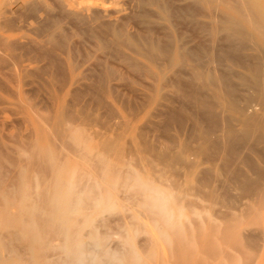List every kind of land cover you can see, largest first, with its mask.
Instances as JSON below:
<instances>
[{
	"label": "bare ground",
	"instance_id": "1",
	"mask_svg": "<svg viewBox=\"0 0 264 264\" xmlns=\"http://www.w3.org/2000/svg\"><path fill=\"white\" fill-rule=\"evenodd\" d=\"M73 1L75 4L79 2V0L78 2ZM101 1L105 3L106 0ZM130 1L133 2V9L128 10L132 9L131 12L125 13L123 8L119 7L116 8L118 10L115 13H120L119 18L133 21V24L136 22L146 28L137 37L130 35L124 29L115 27L113 19H110L113 14L108 13L101 6H88L85 13L73 12L71 15L74 20L76 19L84 34L100 41L101 49H106L108 54L120 57L136 71L157 82L156 93L160 90L158 88L160 82L171 83L178 93L200 105L198 112L188 109L189 107L185 110L184 107L175 106L170 107L168 113L166 112L169 117L168 121L172 120L177 123L189 117L194 123L195 131L199 132L200 139H202V143L194 149L188 146L183 147L181 153L186 156L172 153L171 147L168 151H161L156 155L151 154L153 159L155 158L169 169L168 172L166 171L169 175L168 180H170L169 187L172 189L178 187V182L175 181H178L176 177L180 172L175 169L176 165L183 167L184 171H187L184 173L186 175L191 172V168L194 169L195 163L191 157L213 155L222 161L221 166L225 173L244 194L254 195L258 184L256 182L259 180L255 178L257 180L255 182L246 177L244 172L234 167V163L238 161L250 165V157L248 159L243 154L244 150L255 151L260 144L264 143V0H185L186 2L182 5L161 0ZM201 2L207 6H205V12L213 18L212 23L198 20L197 16L203 12L199 6ZM214 2L218 6H223L227 13L220 14L218 11H211ZM120 3L119 1V6ZM148 5H154L159 10L158 19L162 22L157 24L169 29L165 32L166 41L164 42L152 36L151 26L156 23L151 21L154 14ZM20 6V9H24L27 15L40 16L41 10L37 3H23ZM205 12L203 14H206ZM68 13L66 12V15ZM180 22L190 24L191 28L195 27L199 33L207 37V46L201 44L203 46L189 47L177 41L169 26ZM156 30L158 34L159 31ZM54 36L53 44L62 46L63 50L66 46L65 42L60 43ZM244 51L249 52L244 53ZM138 57L145 59V63L139 61ZM201 63L207 68L200 72L197 66ZM108 91V86L98 85V92L105 95ZM197 105L195 104L196 107ZM187 109L190 111L187 112ZM204 122L206 125L202 127ZM54 124L57 129L58 127L63 129L57 132L53 127L57 134L53 139L52 149L47 145L36 146L32 149L28 147L30 150L26 148L22 152H15L14 156L4 155L0 151V245L6 250L7 255L20 256L24 264H141L144 259L151 258L150 262L163 254L167 256L175 254L174 259L182 260L181 262L187 260L186 263L190 264L194 254L192 250H189L188 245L193 237L197 241V248L198 242L201 243H199V248L202 246V252L217 255L218 251L214 242L209 238H203L201 232L196 235L201 234L199 237L194 236L195 233L187 227L190 222L187 218L179 220L180 223L176 224L177 226L170 227V232H173L171 235L173 237L175 235L173 239H169L160 231L162 226L172 225L170 220L173 210L170 200H173L178 208L181 197L174 195V192H165L152 181L140 179L139 162L149 165L151 160L134 156L130 161L127 160V164L139 168L138 171L131 168L119 169L110 163L112 158L110 152L114 142L106 144L104 151L99 154H86L68 140L66 133L63 132L67 127L62 120ZM218 130L222 131V135L218 138L219 141H216L213 139V133ZM193 139L197 140V138ZM168 141L174 147L177 145L176 140L168 139ZM61 149L64 152L68 149L69 153L73 154L84 167L83 169L81 167L83 171L80 170V175L77 174L78 176L69 181L61 179L58 172L60 168L58 164L64 156ZM211 167L213 168L212 165ZM251 168L254 169L252 165ZM215 170V168L206 169L201 172L203 177L210 179L214 177ZM151 171L152 175H156L157 170H153L152 167ZM172 172L177 175L174 177L176 179L174 182L169 179ZM166 173H161V175ZM258 174L259 179L264 181V169L259 170ZM180 175L182 177V174ZM106 179L109 181L107 182ZM227 190L228 187L225 188V191ZM119 192L126 194L120 196ZM210 194L212 195L211 192ZM194 195L202 198L206 196L198 191H195ZM192 202L186 203L191 213L196 215V220H191L194 223L192 225H201L203 214L193 212ZM14 206H17L18 210L11 213L8 208ZM94 210L100 213V217L94 219L90 217ZM245 212L252 213L248 210ZM113 213L116 217L110 220L107 214ZM177 214L182 217L179 208ZM87 220L90 222L84 233L82 230L85 226L79 223H85ZM14 222H19L17 228H12ZM101 225L104 226L103 231L98 230ZM131 225L133 230L129 233L128 228ZM229 225L231 228V224ZM227 226L224 228H229ZM141 233L145 234L144 240H135V237ZM87 234L90 235L89 239L81 241L80 237ZM112 235H118L119 239L116 244L110 246ZM232 236L234 235L229 233L225 239L231 242V246L233 241H238V236L235 239ZM260 237L256 233H249L243 237L245 247L258 246ZM152 243L160 248L155 259L153 255L146 254ZM225 255L228 261L230 253L225 251ZM174 262L176 263V260Z\"/></svg>",
	"mask_w": 264,
	"mask_h": 264
},
{
	"label": "rangeland",
	"instance_id": "2",
	"mask_svg": "<svg viewBox=\"0 0 264 264\" xmlns=\"http://www.w3.org/2000/svg\"><path fill=\"white\" fill-rule=\"evenodd\" d=\"M75 1L78 2V0ZM119 1L121 2L120 6ZM161 1H171L175 5H182L186 2L185 0ZM29 2L38 4L41 10L39 13V17H42L41 19L29 16L25 14L24 9H20L21 4ZM70 2L69 0L68 3L67 0H0V49L2 48L0 51V147L2 150L0 148V151L4 155L11 154L14 156L15 152H22L28 147L32 149L36 146L47 145L48 148L52 149L54 147L52 144L54 142L53 139H55L57 132L63 129L59 127L57 129V126H55L54 123L58 120H62L67 127L63 132L66 133L68 140L83 153L99 154L104 151L103 148L106 144L114 142V149L112 147L110 152L112 157L110 163L122 170L131 168L138 171L139 168L127 164V160L130 161L134 156L139 159L141 157L149 159L151 160L149 165L139 162L140 179L152 181L154 185L165 192H174V195L181 197L178 208L182 217L178 216V208L174 205L173 200H170L173 210V216L170 220L172 225L162 226L160 231L169 239H173L175 235L174 237L171 235L173 232H170V227L177 226L176 224L187 218L190 220L187 227L191 229L192 233H195V237H199L201 234L196 235L201 232L202 236H204L203 238H209L214 242L218 253L217 255H208L202 252L203 248L201 245L199 248L200 242H198L197 248V241L193 237L188 245L189 250H192L194 254L191 257L192 262L189 260L190 264H264V194H262L264 189H260L264 188V181L259 179L258 174L259 170L264 169V143L257 147L258 150L257 148L255 151L251 149L244 150L243 154L248 159L250 157V165L238 161L234 163V167L236 166L238 170L244 172L246 177L255 182L257 181L256 179L259 180L256 182L258 184L254 190V195L252 193L244 194L233 183L231 177L225 173L223 166H221V164L223 165L222 161L213 155L191 157L195 163L194 169L191 168V172L186 175L184 173L187 171H184L183 167L176 165L175 169H178L182 177L180 174V178H178L179 176L176 177L178 180L175 181L178 182L177 188H170L169 175L166 173L169 169L155 158L154 160L151 154L156 155L161 151H168L171 147L172 153L174 152L178 156H186L181 153L184 146H188L190 149L198 147L202 143V139H200L199 132L195 131L193 121L189 117H185L181 123L172 120L168 121L167 113L168 109L173 106L184 107L185 110L189 107L188 109L197 111L200 105L190 101L189 97L178 93L176 87L171 83L160 82L158 84L160 90L156 93L157 82L149 76L143 73L142 75L141 72L136 71L120 57L108 54L106 49H101L100 41L84 34L76 19L74 20L73 15H71L73 12L85 13L88 6H101L108 13L113 14L110 19H113L115 27L124 29L130 35L137 37L146 28L136 22L133 24V21L119 18L120 13H115L118 10L116 8L119 7L120 9L123 8V11L127 13L133 7L132 1L106 0L105 3H102L101 0H79L78 5L73 3V0H70ZM125 3L128 7L124 6L126 5ZM199 6L203 12L206 11L204 2H201ZM148 8L152 9L154 14L151 21L156 23L151 26L152 36L161 39L163 42L166 41L165 32L169 29L164 28V25L157 24L162 22L158 19L159 10L154 5H148ZM132 9L128 12H131ZM213 10L218 11L220 14L227 13L223 6H218L215 2L212 3L211 11ZM123 11L121 10V13ZM66 12L70 14L66 15ZM203 12L197 16L198 20L212 23L213 18L208 16L207 12H205L206 14H203ZM186 24L185 22H180L169 26L177 41L179 40L189 47L207 46L208 38L199 33L195 27L192 26L191 28L190 24ZM156 29L159 31L158 34H156ZM53 36L60 43L65 42L66 46L63 47V50L62 46L59 47L53 44L52 40L55 39ZM137 59L145 63V59L141 57ZM206 68L205 64L202 63L197 66V70L200 72ZM98 85L108 86L109 91L107 94L104 95L98 92ZM189 102L192 103L190 104ZM205 125L204 122L201 126L204 127ZM53 127L57 132L54 131ZM221 135L222 131H215L213 139L219 141L218 138ZM49 137L50 140H48ZM193 138H197V140ZM168 139L176 140L177 145L174 147ZM61 150L64 156L62 155L63 160L58 164L60 165L58 172L61 179L69 181L78 176L77 174L81 173L84 167H82L83 165L78 159H75L73 154L69 153L68 149H66V153L63 149ZM260 155L261 157H259ZM211 162L213 163L211 164ZM5 163L8 164L6 160ZM251 165L255 170L251 168ZM150 167L151 169L153 167V170H157L156 175L151 174ZM260 167L263 168L260 169ZM214 168L216 169L214 179L203 177L201 171ZM160 169L161 171H159ZM174 170L173 172L176 174ZM173 172L169 179L174 182L176 180L174 177L177 175L173 174ZM161 173L166 174L161 175ZM106 181L108 182L109 179H106ZM226 187H228L227 191H225ZM183 190L184 192H182ZM195 191L204 193L206 196L202 198L194 195ZM241 192L245 196L243 195L242 197ZM125 194L124 192H119L120 196ZM209 194L210 196H208ZM190 202L193 203L192 210L194 213L200 214L202 212L203 214L201 225H192L194 224L192 221L196 220V215H193L190 207L187 206ZM8 209L11 213L18 210L17 206ZM247 210L252 213L248 212L247 214L245 212ZM86 212L88 211L86 210ZM99 214L97 210H94L90 217L92 219L98 218L100 217ZM107 217L111 220L116 217V214H107ZM89 220L91 221V219ZM89 220L85 221V223H79V225L85 226L84 230H82L84 233L86 228H88ZM229 224H231V228ZM18 226L19 222H14L12 228H17ZM226 226L229 228H224ZM132 228V225L129 226V233H132ZM98 230L103 231L104 226H99ZM230 230H233L232 233ZM229 233L234 235L232 236L233 239L238 236L237 243L232 242L233 248L230 244L231 242L225 241L226 235ZM249 233H256L259 237L261 236L258 240V246L245 247L243 237L249 235ZM89 237L90 235L87 234L81 236L80 240L86 241ZM144 238L145 234L141 233L135 237V240L142 241ZM118 239V235H112L109 245L113 246L118 242ZM234 243L236 244L234 245ZM225 251L230 253L228 261ZM159 252L160 248L152 243L148 247L146 254L148 256L153 255L155 259ZM168 255L163 254L158 259L150 262L151 258L148 260L144 259L141 264H176L178 263L177 261H179L178 264H188L186 263L187 260L181 262L182 260L174 259L176 257L175 254L174 256ZM174 260H176V263ZM11 263L24 264L20 256L7 255L6 250L0 245V264Z\"/></svg>",
	"mask_w": 264,
	"mask_h": 264
}]
</instances>
